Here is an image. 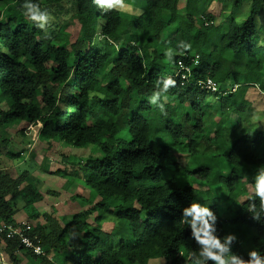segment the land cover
Listing matches in <instances>:
<instances>
[{
    "label": "trees",
    "instance_id": "trees-1",
    "mask_svg": "<svg viewBox=\"0 0 264 264\" xmlns=\"http://www.w3.org/2000/svg\"><path fill=\"white\" fill-rule=\"evenodd\" d=\"M63 1L31 0L47 12ZM145 1L141 15L127 23L118 10H102L93 0H75L79 28L69 41L51 25L40 29L30 21L22 8L25 0H0L4 4L0 10V130L13 129L24 136L37 125L41 141L51 149L60 144L76 149L94 146L84 164L51 174L62 179L85 173L84 190L98 199L62 225L58 211L41 214L35 209L44 195L27 183L29 172L6 174L0 160V225L17 222L19 208L12 201L20 199L32 235L40 239L46 255L38 257L13 241L3 253L14 263L22 254L38 264H147L154 259L191 264L189 257L193 252L198 255L199 246L181 218L183 208L195 202L199 192L189 184L179 186L174 179L160 181L169 166L184 169L172 159L170 145L199 159L197 139L202 136L214 147L208 155L213 165L199 163L194 176L202 185L222 183L234 205L235 216L227 221L216 206L209 207L218 218L216 234L221 239L228 235V222L252 229L253 248L264 255V217L255 220L248 211L253 200L259 206L254 177L264 170V131L251 123L255 110L249 97L256 87L264 97V38L257 24L264 0H252L249 16L239 24L230 23L218 39L213 35L214 15L181 14L180 10H189L190 0H184L183 7L179 0ZM227 2L237 9L243 0ZM260 29L264 30L263 24ZM181 42L191 48L182 49ZM168 49L171 60L165 55ZM197 55L199 63L194 66ZM239 56L245 60L240 73L232 67ZM179 60L192 67L184 83L177 75ZM169 77L176 84L157 100L164 105L162 112L150 98ZM206 78L218 84V92L196 85ZM216 108L220 120L212 132L205 122ZM7 143L4 139L1 145ZM19 155L8 156L12 160ZM218 160L223 166L214 164ZM225 165L231 168L228 176L209 180L213 166L222 173ZM244 176L252 192L240 202L246 192ZM107 213L131 229L134 242L123 238L111 242L113 234L103 231ZM232 253L248 259L237 242Z\"/></svg>",
    "mask_w": 264,
    "mask_h": 264
},
{
    "label": "rangeland",
    "instance_id": "rangeland-1",
    "mask_svg": "<svg viewBox=\"0 0 264 264\" xmlns=\"http://www.w3.org/2000/svg\"><path fill=\"white\" fill-rule=\"evenodd\" d=\"M252 0H243V3L239 8H233V5L229 4L227 0H214L212 5L202 4L198 0H190L189 10H180L184 16L186 14L196 17L198 13L212 14L214 15L213 35L215 39H218L220 34L227 29L228 25L232 22L237 24L243 22L250 14ZM180 5L184 4V0H179ZM124 8H112L121 12L125 22L130 23V20H135L139 17L146 5L145 0H124ZM4 4L0 3V10L3 9ZM185 5V4H184ZM183 7V5H182ZM101 8V7H100ZM76 9L75 0H64L59 5L49 7V13L53 17L49 23L50 28L57 33L67 35L69 41H73V33L78 30L79 26L77 20L74 17ZM102 10H110L104 9ZM230 19V21H229ZM258 29L260 30L261 38H264V30L261 31L260 26L264 25V10L257 18ZM67 41V42H69ZM65 44V43H64ZM245 65V60L241 56L232 60V67L237 69L240 73V69ZM261 77L264 78V72L261 73ZM245 76L241 77V81L244 82ZM250 99L253 100L254 110L250 117L251 123L255 124L257 128L264 131V97L260 94L259 88L250 90ZM176 106V103H173ZM172 104V105H173ZM153 105V104H152ZM158 105V102H157ZM153 105V106H157ZM218 108V107H217ZM216 108V109H217ZM219 109V108H218ZM213 114V117L206 119L205 124L212 131L215 132L218 129L217 121L220 120V112ZM188 108H184L185 113H190ZM181 115V112H179ZM179 115V116H180ZM231 124V123H230ZM238 124V123H236ZM40 127L34 125L25 131L24 136L17 135L13 129L0 130V160L3 163V171L6 174H17L23 171L29 172L27 183L33 184L39 192L44 195L42 201L35 204V209L41 213H51L53 210L58 211L62 218L61 224L64 225L70 221L74 214L81 212L86 208L88 203L97 202V198L91 196L88 192H85L84 176L85 173H72L71 175L60 178L54 176L51 173L56 172L58 169H76L77 165L84 164L94 146H90L86 149H76L65 144H60L57 148L51 149L49 145L41 141L39 137ZM8 140L6 146H2V140ZM199 143L198 154L199 159L195 156L189 158L186 153L180 152L175 146L172 147L171 157L180 166L184 167L181 171H175L168 167L167 171L163 173L160 184L174 179L176 183L183 187L186 184L191 185L197 189V197L195 202L201 203L208 207L216 206L224 219L230 220L235 214L233 200L229 198V190L222 183L205 184L202 185L201 181L194 176V169L199 163H205L207 165H213L210 156L214 152V147L203 138L197 139ZM177 147V146H176ZM10 153H19V158L10 160ZM206 153V154H203ZM209 153V154H208ZM211 153V154H210ZM220 160V159H219ZM216 161L214 164H223L222 161ZM73 165H76L75 167ZM223 166V165H222ZM217 166L212 167V172L209 180L215 181L217 177H226L231 170L229 165H225L222 173H216ZM200 179V178H199ZM66 181H70L71 184H67ZM242 185L246 188L245 194L240 195L238 201L243 202L247 199L252 192V188L249 182V178L242 179ZM240 190V189H239ZM238 190V191H239ZM82 194L83 198L79 199L76 195ZM12 203L17 204L19 210L16 215V221L26 220V213L21 209L20 199H14ZM107 218L104 220L103 231L113 234L111 242L118 243L123 238L127 242H134L131 236V229L126 227L122 222L117 223L113 216L107 213ZM95 215H92L90 222H93ZM120 225V227H119ZM229 234H234L237 237L236 242L243 248L248 254L249 251L254 250L253 241L255 240V233L252 229L245 226H236L232 223L225 225ZM119 231L118 235H116ZM16 263L10 258L8 253H3L0 256V264H38L33 261H29L22 254H17ZM147 264H166L162 259L150 260Z\"/></svg>",
    "mask_w": 264,
    "mask_h": 264
},
{
    "label": "clouds",
    "instance_id": "clouds-1",
    "mask_svg": "<svg viewBox=\"0 0 264 264\" xmlns=\"http://www.w3.org/2000/svg\"><path fill=\"white\" fill-rule=\"evenodd\" d=\"M93 3L104 9L124 8V0H93ZM25 10L24 15L40 29H45L53 17L46 10H41L38 4L32 3L31 0H25L22 5ZM180 47L184 50L190 49L191 45L181 42ZM171 60V49L165 53ZM176 81L172 78L163 79V86L160 91H156L150 98V103L157 105V100L161 93H166L170 87H174ZM163 112L164 105H157ZM255 180V197L259 199V206L255 201H251L248 211L252 213L255 220L264 217V170L258 171L254 177ZM217 216L206 205L198 202H192L182 210L181 222L190 226L191 236L199 246V253L193 252L189 257L191 264H264V255L257 250H251L248 253V259L232 253V245L236 242L237 237L234 234H228L221 239L217 234Z\"/></svg>",
    "mask_w": 264,
    "mask_h": 264
},
{
    "label": "built area",
    "instance_id": "built-area-1",
    "mask_svg": "<svg viewBox=\"0 0 264 264\" xmlns=\"http://www.w3.org/2000/svg\"><path fill=\"white\" fill-rule=\"evenodd\" d=\"M184 57L189 58V55L184 54ZM198 63L199 56L197 55L194 59H192V64L196 66L198 65ZM191 74L192 67L183 60H179L177 75L180 76L183 83L188 81ZM196 85L200 89L212 93H216L219 90L218 84L211 78L199 80ZM13 241H18L21 247H24L26 250L31 251L38 257L46 256L40 239L36 235H32V226L25 220L17 221L12 225H0V256L3 254V250L8 245V243Z\"/></svg>",
    "mask_w": 264,
    "mask_h": 264
}]
</instances>
